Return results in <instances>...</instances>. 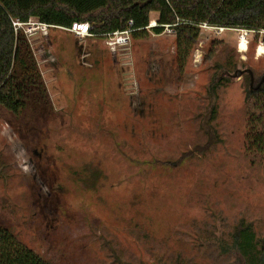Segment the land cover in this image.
I'll list each match as a JSON object with an SVG mask.
<instances>
[{
    "label": "rangeland",
    "instance_id": "374dc122",
    "mask_svg": "<svg viewBox=\"0 0 264 264\" xmlns=\"http://www.w3.org/2000/svg\"><path fill=\"white\" fill-rule=\"evenodd\" d=\"M49 32L28 42L46 105H0V226L52 264H245L236 227L264 243V157L244 150L262 34L242 52L243 31L202 25L180 66L175 32L114 54Z\"/></svg>",
    "mask_w": 264,
    "mask_h": 264
},
{
    "label": "trees",
    "instance_id": "16d2710c",
    "mask_svg": "<svg viewBox=\"0 0 264 264\" xmlns=\"http://www.w3.org/2000/svg\"><path fill=\"white\" fill-rule=\"evenodd\" d=\"M151 12L157 15L154 34L161 33L164 24L179 22L174 29L176 61L180 66L194 47L203 23L254 30L255 36L264 30V0H0V105L17 114L29 100L46 105L47 98L27 38L22 30H14L12 20L26 22L34 18L63 28L72 22H89L96 34L124 30L131 20L135 29L131 40H136L149 36L143 27L149 23ZM57 27L49 29L63 30ZM261 44L264 46V33ZM216 86H212V93ZM245 102L252 111L247 117L244 150L264 157V83L256 89H246ZM209 129L208 141L201 150L218 141L215 131ZM254 244L249 226L238 225L232 235V247L240 252L245 264H264V243L258 249ZM0 264L52 263L0 226Z\"/></svg>",
    "mask_w": 264,
    "mask_h": 264
},
{
    "label": "built area",
    "instance_id": "2783aa9c",
    "mask_svg": "<svg viewBox=\"0 0 264 264\" xmlns=\"http://www.w3.org/2000/svg\"><path fill=\"white\" fill-rule=\"evenodd\" d=\"M178 23L164 24L161 33L171 34V33L175 32L174 26L177 25ZM12 25H13L15 31L22 30V32L25 35V37L27 38L28 42H29V35H31L32 31L37 30V32H39L41 35H47L49 33V28L57 27L54 25H48L45 23H41L34 18L33 19L29 18L26 22H20L18 19H14V20H12ZM29 25L33 26L34 29L33 30L27 29V27H29ZM202 25L206 26L205 23H203ZM202 25H200V27ZM155 26H157L156 20L150 19L147 26L143 27V29L152 33L153 35H157V34H154L152 32V28ZM212 27L216 28L219 31L227 29L225 27H215V26H212ZM57 28L63 29L65 31L71 33L74 37H76L78 39H83L86 37L101 36L106 40V44L108 46V49L113 54L116 53L117 50L118 51L124 50L130 46V43L132 41L130 34L132 31L135 30L133 28V22L131 20H129L127 22V27L124 30H115V31L106 32V33H102V34L94 33L93 32L94 26L92 24H90L89 22H72L70 27H68V28H65V27L64 28L63 27H57ZM239 29L241 31H243L244 34H242L238 37V42L243 38L245 39L247 32L254 31V30H248V29H244V28H239ZM259 32L261 34H263L264 30H260ZM245 41H246V47H245V49L242 50L243 52H245L246 48H247V42L248 41L246 39H245ZM238 51H241V50L238 48Z\"/></svg>",
    "mask_w": 264,
    "mask_h": 264
},
{
    "label": "bare ground",
    "instance_id": "6f19581e",
    "mask_svg": "<svg viewBox=\"0 0 264 264\" xmlns=\"http://www.w3.org/2000/svg\"><path fill=\"white\" fill-rule=\"evenodd\" d=\"M246 47V41L245 39H241L239 42H238V48L242 51L243 49H245ZM243 52V51H242ZM256 54L257 55H262L264 54V47L263 46H258L257 47V51H256Z\"/></svg>",
    "mask_w": 264,
    "mask_h": 264
},
{
    "label": "water",
    "instance_id": "95a60500",
    "mask_svg": "<svg viewBox=\"0 0 264 264\" xmlns=\"http://www.w3.org/2000/svg\"><path fill=\"white\" fill-rule=\"evenodd\" d=\"M246 71L249 73L250 81H252L251 71L250 70H246ZM241 73L242 72H239V74H241ZM263 83H264V73L258 78V81L256 83V86L253 89H256V88L260 87ZM250 88H251V85H250Z\"/></svg>",
    "mask_w": 264,
    "mask_h": 264
},
{
    "label": "flooded vegetation",
    "instance_id": "af4514ba",
    "mask_svg": "<svg viewBox=\"0 0 264 264\" xmlns=\"http://www.w3.org/2000/svg\"><path fill=\"white\" fill-rule=\"evenodd\" d=\"M247 72V71H246ZM248 73V72H247ZM248 75H249V73H248ZM253 84V81H250V85H252Z\"/></svg>",
    "mask_w": 264,
    "mask_h": 264
}]
</instances>
